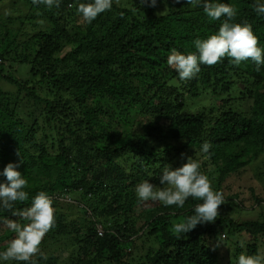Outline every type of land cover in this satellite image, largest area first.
<instances>
[{
	"label": "trees",
	"instance_id": "1",
	"mask_svg": "<svg viewBox=\"0 0 264 264\" xmlns=\"http://www.w3.org/2000/svg\"><path fill=\"white\" fill-rule=\"evenodd\" d=\"M125 1L121 6L113 0L112 8L89 24L77 8L92 0H60L51 9L28 0L44 28L29 35H20V29L0 33V83L13 86L12 92L0 86V183L6 182V165L22 159L17 170L28 181L29 199L16 210L30 207L44 191L59 198L52 200L54 208L69 197L83 214L72 219L56 210V227L40 245L43 256L33 259L36 264H220L221 249L234 247L227 244L231 240L238 260L243 236L264 240V221L237 222L219 209L215 222L197 225L178 239L171 220L194 215L202 201L189 197L183 208L164 206L139 200L136 187L148 180L160 190L161 170L185 150L201 151L207 141L212 147L197 160L200 171L219 173L209 179L224 194L218 184L264 154V65L257 71L251 60L236 66L224 58L212 67L201 65L195 78L182 81L167 64L171 51L196 53L194 41L218 34L225 17L212 20L203 7L173 0H158L156 7ZM211 2L235 7L230 23L250 24L264 49V15L254 11L257 0ZM4 61L29 66L27 78L6 76ZM237 100L250 110L237 112ZM205 101L209 112H184ZM28 110L31 120L24 115ZM236 147L240 151L232 160L229 153ZM6 218L28 223L0 208V252L15 238ZM59 238L70 249L47 251ZM138 241L150 246L134 263L130 253ZM257 253V243H250L245 254Z\"/></svg>",
	"mask_w": 264,
	"mask_h": 264
},
{
	"label": "clouds",
	"instance_id": "2",
	"mask_svg": "<svg viewBox=\"0 0 264 264\" xmlns=\"http://www.w3.org/2000/svg\"><path fill=\"white\" fill-rule=\"evenodd\" d=\"M115 2L119 3V0ZM157 2L158 0H140L141 6L148 7H156ZM182 2L193 7H203L206 15L212 20H219L221 17L225 19L218 34L194 41L196 53L185 55L175 49L171 51L167 64L178 73L180 80H192L200 73L201 65L212 67L221 63L224 58H228L236 66L251 60L257 65L256 70H260V66L264 65V49L259 46V39L250 24L230 23L237 15L235 7L224 3H213L211 0H173L174 4ZM32 3L37 6L44 5L48 9L60 6V0H32ZM112 6L113 0H92L90 3L79 4L77 13L83 22L91 24ZM254 11L257 15H264V3H259L257 0ZM39 23L43 24L44 21L41 20ZM211 147V144L205 141L201 151L208 153ZM22 163H24L22 159L18 163H8L3 170L2 175L6 178V182L0 183V208L28 223L21 224L13 219H5L4 223L15 233V238L9 242L5 251L0 252V260L36 264L33 258L38 254L43 256L40 245L44 237L56 227V210L53 201L59 198L40 191L33 198L30 207L22 211L16 210L17 203L23 204L29 199V193L24 190L28 186V181L17 170ZM200 167L197 160L189 157L183 166L175 170H171L168 166L163 169V175L159 179L160 184L166 187L156 190L148 180L136 187L139 200L159 201L164 206L176 205L183 208L189 197L202 201L195 205L194 215L172 225L171 231L178 239L181 235L194 230L197 225L215 222L220 215V206L226 203L224 194L213 189L212 181L200 171ZM64 200L70 201L69 197ZM241 246H244L243 242ZM238 264H264V253L241 254L238 257Z\"/></svg>",
	"mask_w": 264,
	"mask_h": 264
},
{
	"label": "rangeland",
	"instance_id": "3",
	"mask_svg": "<svg viewBox=\"0 0 264 264\" xmlns=\"http://www.w3.org/2000/svg\"><path fill=\"white\" fill-rule=\"evenodd\" d=\"M117 4L123 6L126 4V1L119 0V3ZM34 14L36 16L38 15L37 13ZM162 14H165V11H163ZM19 17L22 18L21 22L17 24H11V21H15ZM41 20H42L41 18H36L33 16V11L30 12V4L28 3V0H5L3 3L0 4V33L5 34L6 36L9 35L7 33L8 31L14 30L18 32L19 29L21 30L20 35L33 34V32L44 28L45 23L43 24L39 23V21ZM22 24H24L25 27L24 30H22L23 28H21ZM34 27L36 28V30L34 29ZM10 39L13 38L10 37ZM15 41L16 44L20 43L18 39H16ZM10 62L11 61L3 62L4 66L6 67L5 70L6 76L16 79L18 81L25 80L27 78L28 71H30V67L20 65L18 63H13V62L10 63ZM0 86L6 88L10 92L13 91V89H11L13 86L9 85L8 83H5L4 81L0 83ZM224 98L225 97L218 98L216 100L217 104H221ZM208 105H209L208 101H205V103L201 105L193 104L187 107L184 110V112L187 114L189 113L196 114L201 112L207 113L209 112V109L207 108ZM234 108L237 109L236 111L239 113H244L250 110L246 102L238 101V100L234 102ZM27 113L29 115H27ZM24 115L25 118L31 120L32 114L30 113L29 110L27 112H24ZM239 151L240 149L238 147L230 151L229 156H231L232 160H235V157L239 154ZM203 154L204 153L202 151H198L194 149L185 150L180 156H177L172 159L174 161L170 164L169 168L171 170H175L183 166V164L187 162V159L189 157L193 158L194 160H199ZM172 157L173 156H171V158ZM218 163L221 167H224L222 160H219ZM119 164L122 166V168L123 166H125L122 164V160H120ZM210 168L211 167L209 166L208 168L209 173H212L211 171L212 168L211 169ZM129 170L130 168H128V171ZM161 173L163 174V169L161 170ZM219 176L220 174L218 173L212 176L209 175L208 177H219ZM163 187H166V185H163L161 188ZM218 187L222 188L225 194L224 198L226 203L220 206V212H222V214L227 215L228 217L236 220L237 222L264 221V154L259 156V158H257L249 165L245 166L242 170H240V173L238 174L237 172L229 173L228 176H226L225 179H223L221 183L218 184ZM234 195H238V198L233 199ZM72 198L76 199V196L73 195ZM256 198H258L259 201H256ZM60 201L61 204H59L58 207L55 208L57 212L61 211L63 215H71L72 219H76L78 218V216L83 215L81 212L75 209V205L74 206L70 205L72 204V202L64 199H61ZM71 201L73 200L71 199ZM232 201L236 202L237 205L233 206ZM66 217H70V216H66ZM171 223L172 224L177 223V219L171 220ZM233 242L234 241L231 240L227 242L228 246L229 245L234 246L229 250L221 249L220 264H238V260L235 259V256H237V248H235L236 245H233ZM242 242L244 246L243 247L240 246V247L243 249L244 254L247 250V247L250 246V243L253 242L257 243L258 245V253H264V240L261 238L255 240L249 236L246 237L243 236L240 240V245ZM67 244L68 243L65 239L59 238V241L58 242L54 241L53 246L47 249V251L50 252L58 251V250H62L63 248L69 250L70 247L68 248L69 244L68 245ZM149 246H150L149 242H143V241L136 242V247L133 248V250L130 253V255L134 258L133 260L134 263H136L139 259H141L144 256L145 254L144 251H146V249L149 248ZM67 250L64 251L65 257L69 256ZM129 259L130 258H128L127 260ZM131 263H132V259H131Z\"/></svg>",
	"mask_w": 264,
	"mask_h": 264
},
{
	"label": "built area",
	"instance_id": "4",
	"mask_svg": "<svg viewBox=\"0 0 264 264\" xmlns=\"http://www.w3.org/2000/svg\"><path fill=\"white\" fill-rule=\"evenodd\" d=\"M103 234V229L101 226H98V235L101 237ZM224 237V236H223Z\"/></svg>",
	"mask_w": 264,
	"mask_h": 264
}]
</instances>
